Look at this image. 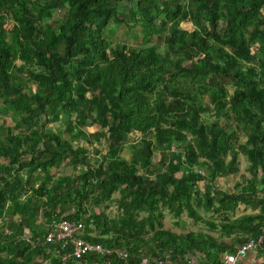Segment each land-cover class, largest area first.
Returning a JSON list of instances; mask_svg holds the SVG:
<instances>
[{
	"label": "trees",
	"instance_id": "trees-1",
	"mask_svg": "<svg viewBox=\"0 0 264 264\" xmlns=\"http://www.w3.org/2000/svg\"><path fill=\"white\" fill-rule=\"evenodd\" d=\"M60 9L56 25L46 23ZM127 18L141 44H112ZM1 112L15 124L0 123V264H145L170 250V264H182L214 244L165 229V211L202 221L203 207L228 221L238 204L258 202V213L220 227L241 232L240 243L264 232V0H0ZM133 132L141 139L129 144ZM102 140L95 165L81 142ZM240 153L253 176L220 189ZM66 167L72 175H59ZM114 194L112 216L103 205ZM63 216L128 257L63 261L61 243L44 237V223Z\"/></svg>",
	"mask_w": 264,
	"mask_h": 264
},
{
	"label": "rangeland",
	"instance_id": "rangeland-1",
	"mask_svg": "<svg viewBox=\"0 0 264 264\" xmlns=\"http://www.w3.org/2000/svg\"><path fill=\"white\" fill-rule=\"evenodd\" d=\"M66 11V9H60V10H56L54 12L53 18H50L49 20L46 21V23H50L53 26H55V22L56 19H58L64 12ZM127 21L129 23H127ZM126 22H121L118 23L116 26H114V32L112 34L109 33L108 38L110 39L111 43L113 44L114 42H123V43H127L130 45H139L141 44V40H142V32L140 30V26H134L132 24V21L129 20V18H127ZM45 23V22H44ZM45 23V24H46ZM113 24V22L111 23ZM158 41V39L156 40ZM255 50V49H254ZM20 63V61L18 62V64ZM225 82H227V86L229 91L232 92V87L231 85L228 83V79H224ZM203 99V104L205 106V108H211V104H210V100L208 97V94L205 93L204 96L202 97ZM210 112H207V114L204 115V119H210ZM2 119H5V124L6 126H13L15 124V120L12 118V116H8L7 114L1 112L0 113V123L2 121ZM60 126V123L55 124L54 126H52L51 128L55 129L56 127ZM66 127V126H64ZM98 126L97 125H90L89 127H87L86 129L88 130V132H94L96 130H98ZM69 134H65L64 132V138H68ZM141 139V134L139 132H133L130 135V143L132 142H138ZM247 140L246 135H241L239 142L240 143H245ZM82 144L86 145L89 149V156H90V160L92 163H94L95 165L98 164V162H100L101 160V155H103V153L106 152L107 150V143L102 140V142H94L92 145L90 143H87L85 141L81 142ZM95 148H98V150L100 151L99 153H97L95 151ZM122 156H124L127 159L131 158V149L129 145L125 146V149L122 151ZM160 152L159 151H155L154 152V156H153V160L154 161H159L160 160ZM230 159V155H228L226 157V160L228 161ZM203 160V159H201ZM197 168H199V171L202 174L207 173V168L205 166H202V164L200 166H197ZM60 172V170H59ZM73 173V169L71 167H66L64 169L61 170L60 174L61 176H65V175H72ZM253 176V172L250 170V162L247 158V156L244 153H240L238 155V162H237V166L235 167V169H233L232 172L227 173L225 175H221L217 178L215 184L217 187H219L222 190H225L227 192H232L234 190H237V184H246L247 183V179L251 178ZM257 178L262 177V173H258ZM203 187V185H202ZM97 193H95L94 191H90V195H89V202L92 203V198L96 195ZM119 195L118 194H114L113 199L111 201L108 202V204L103 205V207L105 208V210L107 211V213L109 215L115 216L118 213V207H117V202L116 200L118 199ZM92 205V204H91ZM238 212H242L241 206L242 204H238ZM250 212L251 214H256V212L260 211V204L258 202H255L254 204L250 205ZM199 214H202L203 219L211 221L213 223L216 224V226H218V228L220 227V224L226 220H224L223 218V214L215 212L213 209L210 210H206L205 208H197ZM97 210H99V208H97ZM244 210V209H243ZM245 211V210H244ZM165 217L164 219L167 220H172L173 215H171L169 212L165 211ZM144 214V213H142ZM249 214V215H251ZM229 216V215H228ZM242 216V215H241ZM240 217V216H239ZM18 218V217H17ZM180 220L182 221V225L189 227V230H192L193 228H199L197 226V222L194 221V219L190 218L187 213H183V215L181 217H179ZM229 218V217H228ZM238 218V217H236ZM40 219V217H39ZM214 220V221H213ZM231 219L229 218L228 221H230ZM233 220V219H232ZM52 220H50V222L44 223V225H48L51 223ZM216 221V222H215ZM2 223V222H1ZM168 226L173 227L178 229L179 226L175 225L173 220L171 222L166 223ZM210 230L211 232L214 233V231L216 233H219L220 230L219 229H215V230H211V229H207ZM215 233V234H216ZM155 257L152 258V261ZM38 262H40V258L37 259ZM46 263V261H45ZM145 264H149V261H147Z\"/></svg>",
	"mask_w": 264,
	"mask_h": 264
},
{
	"label": "built area",
	"instance_id": "built-area-1",
	"mask_svg": "<svg viewBox=\"0 0 264 264\" xmlns=\"http://www.w3.org/2000/svg\"><path fill=\"white\" fill-rule=\"evenodd\" d=\"M48 230L44 237L47 242L59 241L65 253L63 261L66 259L77 260L87 254L115 255L122 259L128 257V252L115 246H105L100 242H95L84 237L85 225L82 221H76L65 216L53 218L48 224ZM250 250H256L264 254V232L251 237L240 243L234 251L223 255L221 264H238L239 258ZM171 250L163 256L155 257L149 264H170ZM185 264H195L192 259Z\"/></svg>",
	"mask_w": 264,
	"mask_h": 264
},
{
	"label": "crops",
	"instance_id": "crops-1",
	"mask_svg": "<svg viewBox=\"0 0 264 264\" xmlns=\"http://www.w3.org/2000/svg\"><path fill=\"white\" fill-rule=\"evenodd\" d=\"M249 206L250 205L242 204L241 206L242 212L237 211L238 210V206H237L235 210L230 211L228 213L229 215L228 217L231 220L232 219L234 220L236 219V217H239L241 215L251 214ZM172 220L175 225L179 226L178 229L170 227L166 224L167 221L171 222ZM172 220H167V219L163 220L165 229L171 230L172 232H175L177 234H183V233H187L190 231L201 232L203 234L210 235L211 237H213V242L215 241L214 244L206 243V246L208 245V249H205V251H196L195 254H190V253L185 254L183 256L184 258L182 259L183 261L182 264H185L186 261L189 259H192L195 262V264H221L223 255L227 252H231L235 250L236 247L241 242L239 239L242 236L241 232L234 231L228 234V233H224L222 229L220 230V227H219V228H216L220 230L219 233H216L215 231L213 233L210 230H207V229H211V230H215V229L212 228V226L207 223L208 220H205V219L202 221H195L198 223L197 226L199 228H193L192 230H189L190 229L189 227L182 225L183 220H180V218L173 216ZM225 222H228V221H225ZM238 264H264V254L256 250H250L239 258Z\"/></svg>",
	"mask_w": 264,
	"mask_h": 264
}]
</instances>
